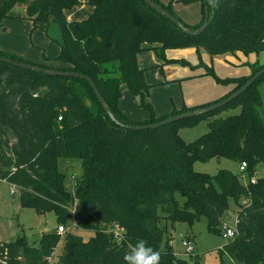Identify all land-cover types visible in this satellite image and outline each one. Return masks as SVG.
<instances>
[{
    "label": "trees",
    "instance_id": "obj_1",
    "mask_svg": "<svg viewBox=\"0 0 264 264\" xmlns=\"http://www.w3.org/2000/svg\"><path fill=\"white\" fill-rule=\"evenodd\" d=\"M18 1L23 0H2L0 17ZM152 1L191 30L202 24L205 12L212 18L199 34L190 35L143 0H86L92 12L80 21H68L64 14L79 5L78 0H29L26 17L33 27L43 22L58 28L59 37L53 39L59 50L56 69L88 76L121 124L108 117L86 80L0 61V182L14 187L21 208H31L37 215L52 212L58 225L69 227L74 220L80 231L94 233L84 240L68 231L63 237L46 232L34 245L23 236L0 240V264H50L47 258L59 241L60 253L51 264H124L129 246L141 239L160 253V264H201L190 244L187 259L174 255L170 231L175 222L191 225L204 218L208 231L220 235L229 199L238 208L235 234L217 249L220 264H225L223 258L231 264H264V176L250 182L258 166H264V101L258 91L264 74L212 110L155 128L127 127L211 106L264 67V0ZM173 2L198 3L200 20L185 23L174 13ZM169 47H194L210 56L254 54L256 60L247 76L216 78L218 83L233 84L217 100L157 117L136 55L151 50L167 62L164 52ZM0 56L49 67L1 50ZM204 74L214 76L208 67ZM123 85L148 120L133 122L120 111ZM228 107L239 111L220 117ZM202 119L208 131L182 141L178 129ZM210 158L244 161L249 182L243 184L237 173L227 169L208 175L192 168L194 161ZM58 159L80 162L81 174L71 190L64 187L66 173L57 168ZM243 199L245 204L240 203ZM114 226L121 229L120 241L108 232Z\"/></svg>",
    "mask_w": 264,
    "mask_h": 264
},
{
    "label": "rangeland",
    "instance_id": "obj_2",
    "mask_svg": "<svg viewBox=\"0 0 264 264\" xmlns=\"http://www.w3.org/2000/svg\"><path fill=\"white\" fill-rule=\"evenodd\" d=\"M159 1L162 4L169 2V0ZM28 2L29 0H23L14 3L6 16L0 17V38H2L0 44L3 48L0 50L31 63L47 62L49 66H57L59 64L54 58L59 53L58 46L46 35L50 26H52L50 28L52 34L57 32V28L54 24L43 22L33 27L32 22L26 17ZM172 6L174 13L187 24H195L201 18L198 3L173 2ZM90 8L88 4L81 3L71 9L64 10V14L70 21H80L91 13ZM137 55V66L144 70L145 80L150 85L148 99L157 117L175 108L196 106L203 102L217 100L222 94L229 92L233 84L218 83L216 78L236 79L247 76L252 72L251 61L256 58L254 54L244 56L240 52L210 56L204 50L196 51L194 47L166 48L165 59L167 62L157 58L151 50L139 52ZM46 58L53 59L46 60ZM180 60L188 62V65H180L178 62ZM200 63L202 66H197ZM205 67L212 69L214 76L204 74ZM258 91L264 101V81L259 84ZM118 108L133 122L149 118L146 112L138 108L136 98L130 95L124 85L118 100ZM164 108H168V110L162 111ZM238 111L239 107H228L219 113V116L237 114ZM207 131V122L202 119L192 127L179 128L178 135L182 141L190 142ZM238 165V162L231 159L210 158L206 161H194L192 168L208 175H214L219 169H227L237 173L240 181L246 184L249 182V176L245 170L239 171ZM57 168L66 173L64 187L71 190L73 181L81 174L80 162L75 159H58ZM260 176H264V166H258L251 177L255 179ZM11 189L12 187L7 183L0 182L1 241H12L23 236L29 245H34L41 234L56 232L58 224L52 212L37 215L31 208H21L16 201V193L12 194ZM240 203L245 204L246 200L243 199ZM228 206V212L223 217V224L233 227L238 208L232 199L228 200ZM67 231L80 235L84 240L94 235L91 231H80L77 227H67ZM169 239L174 255L180 259L188 258L185 247L182 245L183 240L187 239L192 247V252L200 256L201 264H220L217 249L221 247L224 239L219 234L208 231L204 218L194 221L191 225L175 222ZM61 246L62 242L59 241L47 258L48 263L56 261Z\"/></svg>",
    "mask_w": 264,
    "mask_h": 264
},
{
    "label": "water",
    "instance_id": "obj_3",
    "mask_svg": "<svg viewBox=\"0 0 264 264\" xmlns=\"http://www.w3.org/2000/svg\"><path fill=\"white\" fill-rule=\"evenodd\" d=\"M2 0H0L1 3ZM150 8L155 9L157 11H159L165 18L169 19L171 22H173L182 32L186 33V34H190V35H197L199 34L203 28H205L207 26V24L209 23V21L212 18V15L210 17H208L207 12H205L204 15V20L202 22V24L194 29L191 30L187 27H185L182 22H180L179 20H177L172 14H170L167 10H165L160 4L152 1V0H143ZM211 2V0H209ZM0 61L6 62V63H11L15 66H18L20 68H24V69H28V70H35V71H40V72H44L47 75H52V76H72V77H76V78H81L86 80L96 99L98 100L100 106L102 107V109L106 112V114L108 115V117L114 121L117 124H121L118 120H116V118L114 117L113 113L110 112V110L108 109V107L106 106L103 97L100 95V93L98 92L97 88L95 87L94 83L92 82V80L83 74H80L78 72H69V71H63V70H59L53 67H40L38 65H34V64H28V63H23V62H18V61H14L11 60L9 58L6 57H2L0 56ZM262 74H264V67H262L257 73H255L254 75H252L248 81L240 88H238L237 90L233 91L232 93H230L227 97H225L224 99H222L221 101L208 106V107H204L198 110H194V111H189V112H184L181 114H178L176 116H172V117H168L165 118L159 122L156 123H147V124H140V125H127L128 128L130 129H146V128H155L161 124H164L166 122H171L174 120H178L179 118L182 117H186V116H190V115H195V114H199V113H203L209 110H212L214 108H217L227 102H229L230 100H232L233 98H235L236 96H238L239 94H241L242 92L245 91V89L250 86L252 84V82H254L259 76H261Z\"/></svg>",
    "mask_w": 264,
    "mask_h": 264
},
{
    "label": "clouds",
    "instance_id": "obj_4",
    "mask_svg": "<svg viewBox=\"0 0 264 264\" xmlns=\"http://www.w3.org/2000/svg\"><path fill=\"white\" fill-rule=\"evenodd\" d=\"M122 239V237H117ZM124 264H160V253L154 250L145 240H138L130 245L125 253Z\"/></svg>",
    "mask_w": 264,
    "mask_h": 264
},
{
    "label": "built area",
    "instance_id": "obj_5",
    "mask_svg": "<svg viewBox=\"0 0 264 264\" xmlns=\"http://www.w3.org/2000/svg\"><path fill=\"white\" fill-rule=\"evenodd\" d=\"M245 167H246V163L244 161H241L238 165V170L244 171ZM254 180H255L254 178H250V182L253 183ZM14 191H15V189H14V187H12L10 192L13 194ZM75 227H76V222L74 220H71L69 223V228H75ZM66 231H67V227H65L63 225H58L56 227V233L58 235H63ZM108 232L112 233V235L115 239H117V237H121V229L117 226H114L113 228L109 229ZM234 234H235L234 227H228L225 224H223V226L221 228L220 236L222 239H224V241H227L230 238H232ZM117 240L120 241L121 239H117ZM182 244H183V246H185L186 252L189 253L191 251V247L189 246V242L183 241Z\"/></svg>",
    "mask_w": 264,
    "mask_h": 264
},
{
    "label": "crops",
    "instance_id": "obj_6",
    "mask_svg": "<svg viewBox=\"0 0 264 264\" xmlns=\"http://www.w3.org/2000/svg\"><path fill=\"white\" fill-rule=\"evenodd\" d=\"M78 1H80V4L81 3H85V4H87L86 3V0H78ZM90 6V5H89ZM91 7V6H90ZM90 10H91V12H92V7L90 8ZM67 18V17H66ZM67 20L68 21H70V19H68L67 18ZM54 27V26H53ZM50 28H52V26H50ZM50 28H49V31H46V35L48 36V38H50L51 40H53L54 38H58L59 37V31H58V28H57V32H55V34L53 33L52 34V32L50 31ZM55 28V27H54ZM1 37V36H0ZM54 41V40H53ZM2 42V38H0V43ZM55 42V41H54ZM58 46V45H57ZM0 49H3L2 48V46H1V44H0ZM145 51H147V50H145ZM142 52V51H141ZM165 53V52H164ZM242 54V53H241ZM243 55V54H242ZM249 55H252V54H249ZM138 55H136V57H137ZM253 61H251V63L252 62H254L255 60H256V58H253L252 59ZM43 64H46L47 66H49L48 64H47V62H44ZM59 64V63H58ZM49 67H53V68H56V67H58V65L57 66H49ZM139 67V66H138ZM198 75H203V74H198ZM144 78H146V77H144ZM232 89V88H231ZM229 91H231V90H229ZM228 93V92H227ZM227 93H225V94H227ZM225 94H222L221 96H223V95H225ZM220 96V97H221ZM204 103V102H203ZM200 105V104H199ZM187 107H190V106H187ZM166 110H168V108H164L162 111H166ZM171 111V110H170ZM169 111V112H170ZM169 112H167V113H169ZM167 113H165V114H167ZM146 119H142V120H139L140 122H142V121H145ZM138 121V122H139ZM261 177V176H260ZM234 227V226H233ZM224 259V262H225V264H231V262L227 259V258H223Z\"/></svg>",
    "mask_w": 264,
    "mask_h": 264
}]
</instances>
